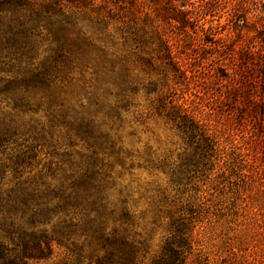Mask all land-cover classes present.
<instances>
[{
    "label": "rangeland",
    "instance_id": "374dc122",
    "mask_svg": "<svg viewBox=\"0 0 264 264\" xmlns=\"http://www.w3.org/2000/svg\"><path fill=\"white\" fill-rule=\"evenodd\" d=\"M30 1L38 8L54 2ZM62 4L84 19L107 22V33L116 42L114 50L141 49V55L152 60L146 74L139 68L133 71L138 80L136 91L128 108L121 111L115 132L122 148L119 159L100 155L115 189L130 196L131 235L137 248L131 264H158L179 230L184 264H264V188L258 178L259 155L250 108L244 99L258 89L259 79L250 72L241 94L234 96L229 90L232 86L222 78L224 73L216 71L218 56L210 44L217 37L227 38L228 43L235 40V33L226 26L235 6L241 11L239 20L252 21L263 0H78ZM181 5L183 11L202 13L195 23L196 34L190 33L192 37L183 43L163 20L171 7ZM128 24L145 29V43L122 45V28ZM201 28L208 31L202 33ZM215 32L221 34L213 36ZM159 41L167 42L185 79L163 70L156 54ZM42 48L37 59L44 56ZM16 70L9 59L0 56V92L18 77ZM81 79L76 72L65 82L59 91L63 101L87 103L79 90ZM149 82L153 85L147 93ZM55 91L51 85L49 93ZM168 96L187 109L207 139L196 135L189 141L167 119L159 100ZM45 109L14 118L22 138L10 144L0 160L9 164L8 159L26 151V146L39 144L35 160L30 162L32 175L48 171L60 175L61 170L69 174L83 164L89 151L64 126L51 124ZM10 114V107L0 103V118ZM34 135L33 142L29 137ZM184 164L177 182L171 170ZM113 195L116 198V192ZM58 228L53 221L44 229L72 252L56 250V259L67 254L71 262L79 258L81 264H95L105 256L97 241L74 231L60 235Z\"/></svg>",
    "mask_w": 264,
    "mask_h": 264
},
{
    "label": "trees",
    "instance_id": "16d2710c",
    "mask_svg": "<svg viewBox=\"0 0 264 264\" xmlns=\"http://www.w3.org/2000/svg\"><path fill=\"white\" fill-rule=\"evenodd\" d=\"M76 1L54 0L38 8L30 0H0V56L13 63L18 76L0 92V103L13 112L0 118V156L22 138L14 118L36 113L43 106L51 124L64 126L89 151L81 166L69 174L61 170L60 175L49 171L32 175L30 162L35 160L39 144L26 146V151L8 159L9 164L0 160V264H81L79 258L69 261L67 254L56 259V250L72 251L44 229L53 221L60 235L79 232L101 245L105 256L95 264H131L137 250L131 235L130 196L115 189L100 155L119 159L122 148L115 132L121 111L128 108L136 91L138 80L133 71L139 68L146 74L152 60L142 56L141 49L114 50L116 42L107 33V22L84 19L62 4ZM183 6L171 7L163 17L172 27L169 32L182 43L192 37L190 33L196 34L195 23L202 14L183 11ZM240 12L235 6L226 23L235 40L228 43L227 38L217 37L210 44L218 56L216 71L224 73L222 78L232 86L229 90L234 96L241 94L250 72L259 79L258 89L244 99L250 108L259 155L258 178L264 188V0L254 20H239ZM121 34L125 47L129 42H146L144 28L128 24ZM217 34L221 33L212 35ZM41 48L44 56L37 59ZM156 54L163 70L185 79L166 41H159ZM76 72L82 77L79 90L87 103L75 100L70 105L59 91ZM51 85L56 90L53 93H49ZM152 85L149 82L145 87L147 93ZM172 97L160 98L161 112L189 141L196 135L207 139L203 127ZM29 139L34 142L36 137ZM185 166L171 170L177 182ZM261 208L264 211V197ZM171 241L158 264H184L182 231H176Z\"/></svg>",
    "mask_w": 264,
    "mask_h": 264
}]
</instances>
